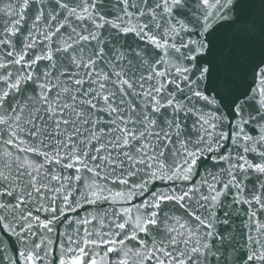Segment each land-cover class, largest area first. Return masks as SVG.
<instances>
[{"label": "snow or ice", "instance_id": "snow-or-ice-1", "mask_svg": "<svg viewBox=\"0 0 264 264\" xmlns=\"http://www.w3.org/2000/svg\"><path fill=\"white\" fill-rule=\"evenodd\" d=\"M0 264H264V0H0Z\"/></svg>", "mask_w": 264, "mask_h": 264}]
</instances>
